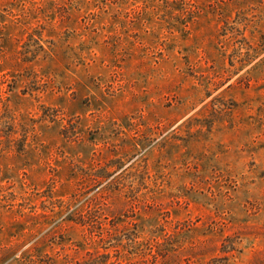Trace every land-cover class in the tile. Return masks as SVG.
<instances>
[{
  "label": "rangeland",
  "instance_id": "rangeland-1",
  "mask_svg": "<svg viewBox=\"0 0 264 264\" xmlns=\"http://www.w3.org/2000/svg\"><path fill=\"white\" fill-rule=\"evenodd\" d=\"M0 264H264V0H0Z\"/></svg>",
  "mask_w": 264,
  "mask_h": 264
}]
</instances>
